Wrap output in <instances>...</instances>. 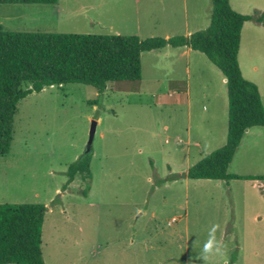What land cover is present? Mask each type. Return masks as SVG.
I'll return each instance as SVG.
<instances>
[{"label":"rangeland","instance_id":"rangeland-1","mask_svg":"<svg viewBox=\"0 0 264 264\" xmlns=\"http://www.w3.org/2000/svg\"><path fill=\"white\" fill-rule=\"evenodd\" d=\"M230 3L242 14L264 11V0ZM211 9V0L0 4V25L168 38L207 28ZM183 51L143 52L141 79L109 82L102 94L67 83L18 103L11 150L0 155V204L45 206V264H264V180L185 176L226 143L228 97L222 72L203 53ZM238 61L264 103V27L253 20ZM92 121L85 196L79 175L64 185L69 165L87 155ZM228 173L264 176V126L244 134Z\"/></svg>","mask_w":264,"mask_h":264},{"label":"trees","instance_id":"trees-1","mask_svg":"<svg viewBox=\"0 0 264 264\" xmlns=\"http://www.w3.org/2000/svg\"><path fill=\"white\" fill-rule=\"evenodd\" d=\"M58 0H0V4H55ZM207 28L168 38H140L128 34H75L8 31L0 25V155L10 152L18 103L46 86L81 83L102 94L109 82L139 81L141 55L166 46L187 47L203 53L223 74L228 97L226 143L191 166L189 179H259L264 176L232 175L228 167L246 132L264 126L260 90L241 71L238 53L244 24L253 20L264 26V11L242 14L230 0H211ZM23 83L31 87L22 88ZM92 152L71 163L70 184L77 175L91 189ZM175 176L172 180L177 179ZM165 180V179H164ZM162 180L161 182H163ZM45 206L40 203L0 204V264H45L42 232Z\"/></svg>","mask_w":264,"mask_h":264},{"label":"water","instance_id":"water-1","mask_svg":"<svg viewBox=\"0 0 264 264\" xmlns=\"http://www.w3.org/2000/svg\"><path fill=\"white\" fill-rule=\"evenodd\" d=\"M96 125H97V121H92L91 127H90V132H89V141H88V145H87L86 152H85L86 154L91 152L93 138H94V134H95V130H96Z\"/></svg>","mask_w":264,"mask_h":264},{"label":"crops","instance_id":"crops-1","mask_svg":"<svg viewBox=\"0 0 264 264\" xmlns=\"http://www.w3.org/2000/svg\"><path fill=\"white\" fill-rule=\"evenodd\" d=\"M184 22L186 23L187 21L185 20ZM186 25H187V24H186ZM260 26L264 27L263 25H260ZM188 34H191V33L189 32ZM188 34H187V35H188ZM182 49L186 50V51H183L182 54L189 55V51L191 50L190 48L182 47ZM224 79H225V78H224ZM257 86H258V85H257ZM258 88H259V90H260V87H259V86H258ZM171 92H172L173 94H179V93H181V90H176V89L173 88V89L171 90ZM260 94H261V90H260ZM261 95H262V94H261ZM261 97H262V96H261ZM263 104H264V103H263ZM250 129H252V128H249L245 134H248V133L250 132Z\"/></svg>","mask_w":264,"mask_h":264}]
</instances>
